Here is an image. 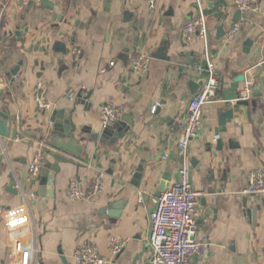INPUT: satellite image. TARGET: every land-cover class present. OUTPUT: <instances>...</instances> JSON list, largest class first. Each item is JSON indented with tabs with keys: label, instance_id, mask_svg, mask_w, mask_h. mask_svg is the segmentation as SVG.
<instances>
[{
	"label": "crops",
	"instance_id": "obj_1",
	"mask_svg": "<svg viewBox=\"0 0 264 264\" xmlns=\"http://www.w3.org/2000/svg\"><path fill=\"white\" fill-rule=\"evenodd\" d=\"M200 1L220 90L204 106L201 130L189 147L194 162L190 182L200 194L196 236L209 243L196 264H264V194L241 195L248 173L264 168V0H259L260 14H241L232 26L228 24L238 12L233 0ZM50 2L52 10L32 0H0V113L8 115V136L0 137V207H17L28 200L36 248L30 264H72L74 250L84 242L95 246L104 264H147L148 217L159 196L158 186L164 181L166 188L177 179L176 121L199 89L192 93L190 82L195 67L205 60L204 43L183 38L186 24L195 15V0H155L152 10L148 0ZM125 12L132 18L127 20ZM53 15L65 23L52 20ZM239 22L240 31L229 39L230 29ZM56 43L65 46L66 56L53 53ZM139 52L150 57L144 75L134 74L129 67ZM19 61L23 65L17 76L6 80L4 74ZM102 68L107 72L102 74ZM232 74L245 77L238 85V96L251 82L249 100L254 99L257 107L249 117L247 108L225 101L235 78ZM38 80L47 87L50 109L46 111L38 110L34 102ZM70 90L76 93L73 101L66 96ZM78 95L88 99L77 103ZM155 104L158 107L151 114ZM105 105L120 112L122 138L94 144L85 135V141L78 143L83 148L80 156L51 144L52 118L61 122L74 110L72 120L78 130L100 128V110ZM228 110L232 118L227 116L226 124L219 126ZM122 117L131 126L121 122ZM42 143L47 146L45 164L54 163V154L69 160L58 163L51 198L37 195L39 177L29 180L27 173ZM98 174L103 175L101 194L82 202L66 197L72 180L87 187ZM12 180L16 194L9 192ZM120 203L121 211L111 210V205ZM255 207L260 209L253 220L248 210ZM114 212L118 217L108 215ZM112 237L124 242L119 254L109 250ZM9 263L10 244L0 222V264Z\"/></svg>",
	"mask_w": 264,
	"mask_h": 264
},
{
	"label": "built area",
	"instance_id": "obj_2",
	"mask_svg": "<svg viewBox=\"0 0 264 264\" xmlns=\"http://www.w3.org/2000/svg\"><path fill=\"white\" fill-rule=\"evenodd\" d=\"M43 1L32 0L40 4ZM152 10L155 0H148ZM233 5L241 14L258 15L261 12L259 0H233ZM241 22L236 23L230 29L228 38L232 39L240 31ZM183 38L191 41L199 38L204 43V65L198 64L195 72L201 85L198 91L187 101L184 112L176 121L178 139L176 148L180 164L177 169V179L171 182L156 199L153 211L149 214V234L147 245L149 256L147 264H196V259L204 255L209 249L208 240L198 239L197 219L200 216L199 193L195 191L190 182L191 156L189 147L197 138L202 127V112L205 105L215 100L220 90L219 78L213 61L209 56L207 47L208 27L200 0H195V15L185 26ZM78 51H74L77 55ZM114 62L108 66L114 67ZM150 57L143 52L136 53L129 67L136 75H144L148 72ZM107 72L102 68L101 73ZM251 82H246L238 96L240 100H249ZM47 87L38 80L34 85V102L38 110L50 109L47 101ZM67 99L73 101L76 93L68 91ZM157 104L153 105L150 113L154 114ZM102 123L116 122L120 118V112L112 105H105L100 110ZM217 138V136H216ZM46 144H40L34 151L28 166V179L39 177L45 164ZM166 160L167 157L162 158ZM103 191V175L98 174L93 178L89 186L84 187L79 182L72 180L65 191L66 197L74 202L88 201ZM264 194V168L252 170L247 175V184L241 191L243 196ZM0 222L3 225L7 240L10 244L9 264H30L35 254L34 239H31V221L29 215V202L25 198L24 203L17 207H0ZM112 254H119L124 248V242L118 238H110L108 242ZM72 264H104L95 246L91 242H84L73 252Z\"/></svg>",
	"mask_w": 264,
	"mask_h": 264
},
{
	"label": "water",
	"instance_id": "obj_3",
	"mask_svg": "<svg viewBox=\"0 0 264 264\" xmlns=\"http://www.w3.org/2000/svg\"><path fill=\"white\" fill-rule=\"evenodd\" d=\"M109 1V0H108ZM41 5L44 8H47L49 10L53 9L54 4L50 1H43ZM241 16V13L238 11L233 18L231 22H229V26H232V24L238 20ZM125 18L127 20L132 18V14L125 12ZM52 20H59V22H64L65 20L62 17H59L57 15L52 16ZM56 27V26H55ZM76 27V26H74ZM57 28V27H56ZM222 28H219V31ZM25 33L27 32V29L24 31ZM18 36L21 34L18 32ZM218 37H220V34H218ZM251 42L246 41L245 46L250 47ZM53 53L54 54H62L63 56H66L68 54V51L66 50L65 46L56 43L55 46L53 47ZM158 54H160V51H158ZM62 64V63H61ZM23 65L22 61H19L17 64L12 65L9 69L8 72L4 74V77L6 80L11 81L14 77L17 76L18 71L20 67ZM232 76H235V74H232ZM245 77L243 75L235 76L233 80V84L230 86L228 89V93L225 95V101L229 102H234L236 107H245L247 108L248 111H246L247 116L249 117L250 112H255L257 103L254 99L252 100H240L238 97V92L239 88L238 85L244 83ZM196 83V84H195ZM201 82L198 80L197 75L194 77V80L190 82V90L192 93H194L198 87H200ZM256 92V90L254 91ZM254 97H256L255 93L253 94ZM88 99V95L86 97H81L78 95V100L77 103H80L81 101H86ZM88 111V109H87ZM74 110L68 112L62 119V121H58V118H52L50 120L52 124V128L49 133V138L51 144L59 151H62L67 154H72L75 156H80L82 154L83 148L79 144L83 143L85 139L83 138L85 135L88 137V139L94 143H102V142H110L114 143L118 138H122L125 135V132L119 129V121L116 122H108L103 124L100 128L97 126L94 127H82L79 130L77 129L76 125L73 123V116L72 113ZM232 118V110H228L224 113H222L220 117V122L219 126H224L226 124V118L228 119ZM8 115L5 114L4 112L0 113V137H7L8 133L6 131V121H7ZM121 122L126 123V125L131 126V122L125 118H121ZM218 131H215V135H217ZM77 136V138H76ZM79 143V144H78ZM217 149L220 150L222 145L221 141L217 140L216 141ZM229 146H232L231 142H229ZM52 158L54 160L53 164L46 163L44 164L43 168L41 169L40 175H39V190L37 192L38 196L44 197V198H51L52 197V182H53V177L55 173L59 172V167L58 163L59 162H65L69 163V160L64 157L61 154H54L52 155ZM194 164V162H191V164ZM138 174L141 172V168H138ZM137 174V175H138ZM139 176V175H138ZM165 182L163 181L157 188V193H161L165 189ZM9 192L16 194L17 193V184L14 180L11 181L10 183V190ZM121 205L117 204L112 206L111 205V210H117L118 212L121 211ZM120 206V207H118ZM245 208V204H244ZM260 207H255V208H250L248 210V213H250L251 217L254 220V215L257 210H259ZM118 212H114L112 214L108 213L110 217L116 218L118 217Z\"/></svg>",
	"mask_w": 264,
	"mask_h": 264
}]
</instances>
